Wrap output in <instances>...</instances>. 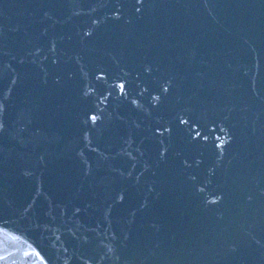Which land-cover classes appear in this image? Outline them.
Returning <instances> with one entry per match:
<instances>
[{
	"label": "water",
	"instance_id": "1",
	"mask_svg": "<svg viewBox=\"0 0 264 264\" xmlns=\"http://www.w3.org/2000/svg\"><path fill=\"white\" fill-rule=\"evenodd\" d=\"M0 264H264V0H0Z\"/></svg>",
	"mask_w": 264,
	"mask_h": 264
}]
</instances>
